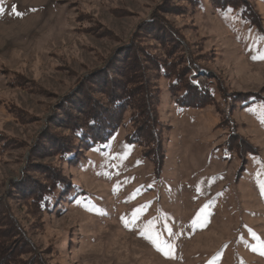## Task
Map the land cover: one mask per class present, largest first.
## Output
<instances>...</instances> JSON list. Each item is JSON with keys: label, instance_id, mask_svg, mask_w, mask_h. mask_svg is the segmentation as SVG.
<instances>
[{"label": "rangeland", "instance_id": "obj_1", "mask_svg": "<svg viewBox=\"0 0 264 264\" xmlns=\"http://www.w3.org/2000/svg\"><path fill=\"white\" fill-rule=\"evenodd\" d=\"M227 1L0 0V227L22 263L264 264V0ZM149 55L173 68L147 69L145 119L94 113Z\"/></svg>", "mask_w": 264, "mask_h": 264}, {"label": "trees", "instance_id": "obj_2", "mask_svg": "<svg viewBox=\"0 0 264 264\" xmlns=\"http://www.w3.org/2000/svg\"><path fill=\"white\" fill-rule=\"evenodd\" d=\"M188 1L192 2V0H188ZM211 1H212V3H214V5H217L219 7H221L222 3H225V2H226V4L232 5V2L227 1V0H211ZM217 2H220V3L217 4ZM163 42H164V44H167V43H170L171 40L165 36V39ZM167 55L169 56V52H167ZM145 61L148 62L149 67L145 66L144 69L141 68L143 73L139 76L136 73H133L132 76L128 75V72H130L132 70L131 68L129 69L130 71L127 70L126 72L123 71L122 73L121 72H118V73L115 72L113 74V77L120 75L121 78H123V80H126V82H124L123 85L119 86L117 89L115 87H112L114 90L113 89L112 90L105 89L106 93L108 94V98H106V101H103V99H98V100L93 99L94 103L90 104V105H92V109L94 110V113L99 115V114H102L103 109H106V111H109V110H111L112 107H115L116 105H119V108H120L123 104H126L128 102H129V105H127V106L135 107L136 106V100H138V101L141 100V104L140 103L137 104V107L142 112V115L144 116V119H145V117H146L145 115L149 111V104H150V98H151L150 94H152V92H150L152 87L149 83V79H147V77H145L147 69H150V70L154 69V70H159L161 73L165 72V73L172 74L171 69L173 68V64L169 63V59L168 60L167 59H158V61H155L149 55L148 58L145 59ZM176 75L182 76V74H180V73L179 74L176 73ZM116 78H117V81L121 80L118 77H116ZM179 78H181V77H179ZM189 84H191V83L187 82L183 86V88L185 90H187L188 87H189V89H191V88L194 89V87H192V85H189ZM119 85H120V83H119ZM137 85H140V86L137 87ZM136 97H138V98L140 97L141 99H136ZM133 98H135V99H133ZM129 99H130V101H129ZM196 102H200V101L196 100ZM94 113H93V111H90V113L87 112L86 116L88 114L90 120H94V118H92ZM105 114L108 118L109 113L108 112L106 113L104 110V116H105ZM150 120L152 121L153 119H150ZM114 121H115V119L113 120V122ZM74 137H76V135H74ZM55 147H56V145H54L53 149ZM59 152H61L60 154H62V156H64L66 154V152L63 151V149H61V151H59ZM51 184H54V186H52L51 189L56 188L59 184V181L56 180V181L52 182ZM7 225L8 224H5V226H7ZM19 234H20L19 231L15 230L13 227L12 228L10 227V230L9 229H3V228L0 229V254L3 257V260L2 261L0 260V261L2 264H24V263H22V261H20V256H18L19 252L22 250V247L20 248V251H18L16 254H15L14 250L13 251L10 250V252H9L5 247V244H7V241L9 239L13 240L17 236H19Z\"/></svg>", "mask_w": 264, "mask_h": 264}]
</instances>
